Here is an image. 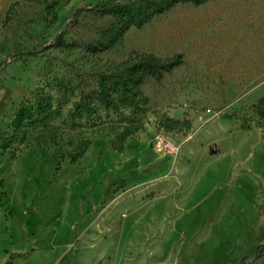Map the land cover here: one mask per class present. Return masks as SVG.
Returning <instances> with one entry per match:
<instances>
[{
	"label": "rangeland",
	"instance_id": "obj_1",
	"mask_svg": "<svg viewBox=\"0 0 264 264\" xmlns=\"http://www.w3.org/2000/svg\"><path fill=\"white\" fill-rule=\"evenodd\" d=\"M98 1L0 0V264H57L70 246L67 264H176L198 205L184 197L210 189L204 217L222 188L219 204H251L254 246L264 245V119L251 108L264 94V0L178 3L97 53L47 46L75 8ZM105 24L80 14L63 37L88 42ZM137 55L181 63L143 78L146 107L131 122L128 110L93 105L95 74ZM78 101L93 107L76 112ZM132 156L140 169L169 160L95 211L101 170ZM217 174L231 180L215 184Z\"/></svg>",
	"mask_w": 264,
	"mask_h": 264
},
{
	"label": "trees",
	"instance_id": "obj_2",
	"mask_svg": "<svg viewBox=\"0 0 264 264\" xmlns=\"http://www.w3.org/2000/svg\"><path fill=\"white\" fill-rule=\"evenodd\" d=\"M204 1L101 0L95 4L75 8L64 26L48 41L47 46L75 48L82 45L86 51L97 53L111 47L129 27H140L152 16L162 13L178 3L200 4ZM80 14H93L105 18L106 24L98 30L96 37L88 42L65 39L63 33L67 31L71 18ZM27 53L33 54V52ZM180 63V55L167 59H159L152 55H137L112 69L97 72L94 90L96 102L93 105L101 106L103 110H106V113L108 111L120 113L122 110H128L132 122L146 107V98L140 91L143 78L151 76L160 79L163 73ZM8 64L9 62L6 61L1 69H5ZM93 105L90 106L89 102L78 101L75 103V111L81 113L85 110L88 112ZM251 108L256 116L264 119V94L251 104ZM99 159L112 166L113 158L106 150L99 151ZM168 160L169 157L164 156L158 160L157 164L148 163L140 169L137 157L132 156L123 162L119 170H101L100 195L96 203L99 206L95 208V211L102 208L111 194L125 188L128 184L140 179H149L162 173L167 167ZM94 168L96 166L89 170ZM235 184H239L243 195L246 196V192L248 195H254V188L248 181L238 179L234 181ZM224 189L222 188L220 191L221 198H219L218 203L209 204L212 205V209L206 216L201 217V212L204 210L203 204L210 196L201 201L189 213L195 212V217L193 215V218L190 219L186 232L188 236L182 243L176 264H245L250 257L258 259L264 255V245L254 246L257 236H255V231L251 226V222L255 219V212H253L251 204H231V201L229 204H219L224 197ZM238 190L235 192L236 197H238V193H241ZM262 209L264 212V206ZM89 215L90 212L86 211L85 214L81 212L77 224L86 222L90 217ZM71 252L72 246L57 264H67Z\"/></svg>",
	"mask_w": 264,
	"mask_h": 264
},
{
	"label": "crops",
	"instance_id": "obj_3",
	"mask_svg": "<svg viewBox=\"0 0 264 264\" xmlns=\"http://www.w3.org/2000/svg\"><path fill=\"white\" fill-rule=\"evenodd\" d=\"M215 184H219L220 186L223 185V184H226L228 183L231 178H229V176L227 177V175H220V174H217L215 175ZM238 180V179H237ZM251 183V182H250ZM252 185V184H251ZM215 188V187H214ZM211 190L209 189L204 195L198 197L197 199L195 198V194L194 196H190L189 195H186L182 201V204H199L200 201H202V199L210 192ZM192 194V195H193ZM205 199V198H204Z\"/></svg>",
	"mask_w": 264,
	"mask_h": 264
},
{
	"label": "bare ground",
	"instance_id": "obj_4",
	"mask_svg": "<svg viewBox=\"0 0 264 264\" xmlns=\"http://www.w3.org/2000/svg\"><path fill=\"white\" fill-rule=\"evenodd\" d=\"M182 157H183V156H182ZM182 157H180V160H181Z\"/></svg>",
	"mask_w": 264,
	"mask_h": 264
}]
</instances>
